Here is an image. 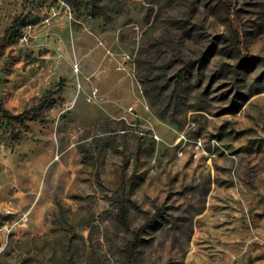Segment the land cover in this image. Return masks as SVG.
Returning a JSON list of instances; mask_svg holds the SVG:
<instances>
[{"label": "rangeland", "instance_id": "374dc122", "mask_svg": "<svg viewBox=\"0 0 264 264\" xmlns=\"http://www.w3.org/2000/svg\"><path fill=\"white\" fill-rule=\"evenodd\" d=\"M0 264H264V0H0Z\"/></svg>", "mask_w": 264, "mask_h": 264}, {"label": "trees", "instance_id": "16d2710c", "mask_svg": "<svg viewBox=\"0 0 264 264\" xmlns=\"http://www.w3.org/2000/svg\"><path fill=\"white\" fill-rule=\"evenodd\" d=\"M118 221L121 224L122 227L124 228H128V220H127V214H126V209L124 205H121L119 208V212H118ZM136 243L135 241H131L126 250L128 251V253L133 252L135 249Z\"/></svg>", "mask_w": 264, "mask_h": 264}, {"label": "built area", "instance_id": "2783aa9c", "mask_svg": "<svg viewBox=\"0 0 264 264\" xmlns=\"http://www.w3.org/2000/svg\"><path fill=\"white\" fill-rule=\"evenodd\" d=\"M128 111H129V112H132V108H128Z\"/></svg>", "mask_w": 264, "mask_h": 264}]
</instances>
